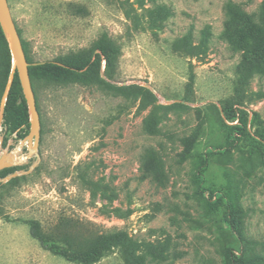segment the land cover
Returning <instances> with one entry per match:
<instances>
[{"label": "rangeland", "instance_id": "obj_1", "mask_svg": "<svg viewBox=\"0 0 264 264\" xmlns=\"http://www.w3.org/2000/svg\"><path fill=\"white\" fill-rule=\"evenodd\" d=\"M263 1L9 0L29 66L54 67L30 76L40 159L11 174L37 166L0 178V264H229L237 242L209 188L238 197V245L264 264V147L254 141L264 142ZM230 2L253 24L241 36ZM97 54L99 70L77 68ZM224 104L248 112L250 136L209 156L202 182L199 155L238 123ZM3 121L1 105L0 159L29 134ZM27 151L26 141L16 155ZM30 220L68 250H89L99 233L128 237L96 261H72L34 238Z\"/></svg>", "mask_w": 264, "mask_h": 264}, {"label": "trees", "instance_id": "obj_2", "mask_svg": "<svg viewBox=\"0 0 264 264\" xmlns=\"http://www.w3.org/2000/svg\"><path fill=\"white\" fill-rule=\"evenodd\" d=\"M264 10V1L260 7V11ZM226 11L228 14L229 21L228 25H230L235 33L239 36L243 35L242 27L247 29V31L253 27L249 18L246 17L248 14L244 13L243 9L230 2L226 4ZM246 15V16H244ZM244 38V37H243ZM24 45V44H23ZM99 50L102 53L107 51L106 45H99ZM100 55H96V59L91 62H85L81 65H77V68L84 69V68H93L97 66V69H100L101 60ZM13 52L10 48L9 42L6 38L5 31L3 29L2 23L0 21V91L1 97L3 92L5 91L11 75L13 74V80L10 86V89L7 94L6 101L2 104L0 99V107L3 105V124L5 127H10L13 129L19 128L21 126H25L26 130L24 135L29 133V129L31 126L30 121V112L27 101L25 99L22 85L18 76V72L13 68ZM53 66L54 64L43 63L39 65H30L29 66V74L31 78H35V76L39 74H43L44 71H48L49 67ZM64 69V68H63ZM67 70V69H64ZM68 71V70H67ZM142 90V88H141ZM38 107V106H37ZM223 113L226 119L230 121L238 120L237 124L229 125L225 123L224 129L227 131L226 136V143L225 144H217L215 145L213 150H209L210 152L207 154L199 155L200 157V179L203 182V178H201V174L205 171L207 167V161L209 160V156H214L217 154L215 152L217 149H231L237 146L240 141H242L245 135L250 136L249 131H247V123H248V112L244 109H236L235 107L228 106L226 104L223 105ZM22 137V135H21ZM255 143L260 147H264L263 140H254ZM15 166L4 168L0 171V178H4L11 174L15 169ZM212 196L214 197V193L218 191L219 195L216 200L210 202V205L217 211H222L225 217V222L229 226V230L232 232L234 236V240L237 242V245H228V248L225 250V260L229 264H253L256 260H262L260 254H257L253 250L243 249L241 246L238 245L242 240L245 239L244 231H243V217L244 213L242 207L240 206L238 197L235 193L231 190H227L223 192L222 190L218 189H207ZM116 214L119 217H128L132 214L131 209H127L125 211L121 209L116 210ZM31 226V234L34 238H36L41 244L52 251L54 254H58L61 256L66 257L72 261H83L85 263H90L93 261L98 260L107 249H109L115 243L125 239L128 237L127 233L124 231H115V232H107V233H99L96 234L94 238L92 247L87 250L83 251L80 249L68 250L62 247L53 237L47 235L41 227V223L38 220H30L28 221Z\"/></svg>", "mask_w": 264, "mask_h": 264}, {"label": "water", "instance_id": "obj_3", "mask_svg": "<svg viewBox=\"0 0 264 264\" xmlns=\"http://www.w3.org/2000/svg\"><path fill=\"white\" fill-rule=\"evenodd\" d=\"M0 21L2 23L3 29L5 31L6 38L9 42L10 48L13 52V56L16 59L13 60V68L18 72V76L22 85L23 93L27 101L29 112L33 113V118L31 117V128L27 137L23 140L22 145L27 141V153L16 155L22 150V145L17 147L13 152L4 155L0 159V171L4 168L23 165L29 158L33 155H36L38 159V145H39V136H40V127H41V118L40 113L37 107V100L35 93L32 87V81L29 74V64L27 63L26 53L24 45L22 42L21 35L19 33L18 27L12 15V11L9 5V0H0ZM7 27V31L5 29ZM13 80V74L9 80V83L6 87V93L4 102L6 101L8 91L10 89L11 83ZM3 110V105H2ZM31 116V115H30ZM37 166V162L33 163L31 167L27 170H23L20 173H13L7 178L15 177L20 174H28Z\"/></svg>", "mask_w": 264, "mask_h": 264}, {"label": "bare ground", "instance_id": "obj_4", "mask_svg": "<svg viewBox=\"0 0 264 264\" xmlns=\"http://www.w3.org/2000/svg\"><path fill=\"white\" fill-rule=\"evenodd\" d=\"M5 29H6V31H7V27H6V25H5ZM16 61V59L14 58V62ZM33 113H32V118H33Z\"/></svg>", "mask_w": 264, "mask_h": 264}, {"label": "crops", "instance_id": "obj_5", "mask_svg": "<svg viewBox=\"0 0 264 264\" xmlns=\"http://www.w3.org/2000/svg\"><path fill=\"white\" fill-rule=\"evenodd\" d=\"M225 8H226V6H225Z\"/></svg>", "mask_w": 264, "mask_h": 264}]
</instances>
